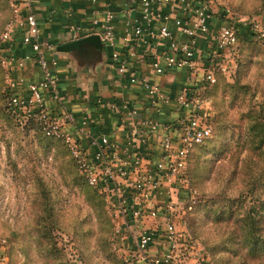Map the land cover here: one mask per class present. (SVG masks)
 I'll use <instances>...</instances> for the list:
<instances>
[{
  "label": "built area",
  "instance_id": "1",
  "mask_svg": "<svg viewBox=\"0 0 264 264\" xmlns=\"http://www.w3.org/2000/svg\"><path fill=\"white\" fill-rule=\"evenodd\" d=\"M9 4L11 16L0 34L9 118L23 127L35 124L45 136L65 143L83 179L104 200L113 244L124 264H213L188 228L196 199L189 185L187 157L193 146L213 133L205 90L218 75L233 77L241 30L248 25L264 38L260 22L244 18L237 23L227 0H130L126 8L132 6L137 16L124 10L128 19L122 34L114 25L113 11L95 15L91 31L109 50L115 77L143 93L112 106L117 124L105 129L110 126L107 122L77 117L65 105L52 69L56 59L46 55L54 48L40 39L30 9L24 14L19 0ZM218 9L227 14L213 30L210 19ZM152 25L164 42L161 50L143 35L146 31L151 35ZM18 33L20 44L28 49L23 56H17L12 46ZM203 40L206 47L201 46ZM142 60L153 74L183 70L189 82L173 94L138 75ZM34 67L40 72L36 81L25 83L24 75L12 76L14 71ZM5 247L0 244V264H9Z\"/></svg>",
  "mask_w": 264,
  "mask_h": 264
},
{
  "label": "rangeland",
  "instance_id": "2",
  "mask_svg": "<svg viewBox=\"0 0 264 264\" xmlns=\"http://www.w3.org/2000/svg\"><path fill=\"white\" fill-rule=\"evenodd\" d=\"M227 7L237 23L256 19L264 28V0ZM10 16L9 0H0V34ZM241 34L236 77L220 78L210 93L212 137L189 162L196 203L188 228L213 264H264V243H250L264 239V153L250 128L264 124V38L248 25ZM5 85L0 66V244L9 264H124L103 198L61 139L7 116Z\"/></svg>",
  "mask_w": 264,
  "mask_h": 264
},
{
  "label": "crops",
  "instance_id": "3",
  "mask_svg": "<svg viewBox=\"0 0 264 264\" xmlns=\"http://www.w3.org/2000/svg\"><path fill=\"white\" fill-rule=\"evenodd\" d=\"M28 2L27 7L26 0H19L21 11L24 14L28 13L29 9L32 11L39 26L40 39L54 48L46 55L48 58L56 59V64L52 69L59 79V90L65 105L77 117L84 116L89 120L104 124L107 122L110 126L106 125L105 129L113 128L117 124V115L115 109L112 110V106L118 104L123 98H134L135 96L140 98L143 94L141 89L138 86L129 88L125 81L115 77V70L109 60V50L102 41L99 49L87 44L63 52L58 51L57 47L89 35H98L91 31V20L95 15L101 17L105 10H111L116 14L114 25L117 32L122 34L125 19H128L124 10H128V14L132 17L137 16L132 6L126 8L130 0H99L96 3L90 0H28ZM226 14L222 9H218L211 17L210 25L213 30L223 23ZM151 31V35L149 31H146L143 34L144 37L156 44L155 47L158 50L163 49L164 42L157 35V26L152 25ZM174 34L175 37L181 38L178 32L174 31ZM20 37L21 34L18 33L12 43L17 56H23L28 52V49L20 44ZM204 42V40L201 42L202 47H206ZM138 65V75L148 77L151 82L160 83L173 94L189 82L187 73L183 70L153 74L146 69L147 63L144 60ZM23 75L25 83L40 78L37 67L32 70L30 68L22 72H12L14 78ZM168 112L172 114L170 110Z\"/></svg>",
  "mask_w": 264,
  "mask_h": 264
},
{
  "label": "trees",
  "instance_id": "4",
  "mask_svg": "<svg viewBox=\"0 0 264 264\" xmlns=\"http://www.w3.org/2000/svg\"><path fill=\"white\" fill-rule=\"evenodd\" d=\"M2 68V67H1ZM237 71H238V67L233 75V78L236 77L237 75ZM2 73H4L3 69H2ZM224 76L222 75H218L217 76V79H216V82L214 84H212L211 86H209L205 92H204V95L209 99V102H210V109L212 110V105H211V100H210V93L211 91L213 90V88H215L217 85H218V81L220 78L223 79ZM225 78V77H224ZM4 109H5V104H4ZM6 112V111H5ZM7 114V112H6ZM8 116V114H7ZM9 117V116H8ZM210 117V115H209ZM209 122H210V119H209ZM211 124V122H210ZM263 126L264 124L263 123H258L256 121H254L251 125H250V128H251V134L253 136V140L251 141L252 145L254 146V150H257L258 151V155H260L261 153H264V146H262L264 144V129H263ZM24 128L26 129H30L32 132H34L35 134H38V135H42L44 136L45 138H48L50 139L51 137H47L45 136L40 128L38 126H36L35 124H29L27 126H25ZM212 137V136H211ZM211 137L209 139H211ZM209 139L205 140L203 143L201 144H198V145H195L191 148V150L189 151L188 153V157H187V173H188V179H189V185L191 187V184H190V176H189V162H190V157H191V154L192 152L197 148H200L202 147ZM192 188V187H191ZM101 197V196H100ZM102 198V197H101ZM250 243L252 245H256V247L254 248V250H257L258 249V245L260 244H263L264 243V239L260 240V238H255V239H252L250 240Z\"/></svg>",
  "mask_w": 264,
  "mask_h": 264
},
{
  "label": "water",
  "instance_id": "5",
  "mask_svg": "<svg viewBox=\"0 0 264 264\" xmlns=\"http://www.w3.org/2000/svg\"><path fill=\"white\" fill-rule=\"evenodd\" d=\"M91 45L96 49L101 48L102 43L98 35H89L77 40L69 41L64 44H61L57 47L58 51L68 52L77 48H80L82 45Z\"/></svg>",
  "mask_w": 264,
  "mask_h": 264
}]
</instances>
